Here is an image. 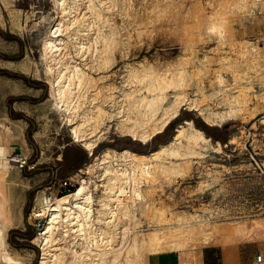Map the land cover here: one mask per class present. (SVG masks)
I'll list each match as a JSON object with an SVG mask.
<instances>
[{"label": "rangeland", "instance_id": "1", "mask_svg": "<svg viewBox=\"0 0 264 264\" xmlns=\"http://www.w3.org/2000/svg\"><path fill=\"white\" fill-rule=\"evenodd\" d=\"M53 2L0 0V72L9 73L0 74V123L4 125L0 128V138L7 146V159L12 165L9 175L1 181L0 200L18 221L7 231V250L21 264H38L41 251L33 239L40 230L38 223L43 224L45 218L33 216L36 198L58 197L88 181L87 167L104 149L128 148L140 153L154 150L170 140L176 126L187 120L184 119L187 115L193 118L196 127L202 129L194 120L223 136L225 144L218 140L220 151H203L202 156L188 162L187 174L182 177L162 176L151 165V176L145 177L144 185L148 203L158 207L168 205L173 216L204 212L212 227L224 228L210 244L225 247L226 251L232 250L238 240L263 237L264 182L257 174L254 160L264 169V0H135L139 22L132 23L125 31L130 46L127 56L116 49L115 38L111 40L114 43H101L106 33L115 28L112 25L109 29L104 20L95 19L90 39L93 42L96 37L100 44L94 45L97 55L90 53L85 59L90 67L87 71L94 78L104 74L105 83L120 85L123 64L144 59L162 76H173L180 57L187 73L184 90L189 99L201 100L203 93H213L211 100H201V104L206 103L214 112L229 110L226 101L229 95H241L243 99L239 111L215 124H207L196 110L182 105L178 116L168 124L174 123L173 126H166L147 143L119 135L112 120L113 126L105 130L91 155L80 143L72 142L70 126L61 121L48 101L40 49L49 26L58 17ZM238 2L242 6L236 7ZM114 14L106 16L118 23L119 18ZM2 34L14 39H5ZM260 51L262 57L257 59ZM77 61L82 64L78 58ZM166 91L171 97L173 89ZM6 128L11 130L8 136L4 132ZM65 149L84 151L80 168L61 164ZM18 158L26 160L23 168L15 162ZM65 180L73 183L68 190L61 186ZM141 206L136 211L141 222L136 227L131 222V233L150 229ZM235 225L238 232L229 234L228 228ZM29 228L34 231L32 239L16 234L10 237V231L27 233ZM9 238L20 247L10 244ZM183 244L177 253L181 263L198 264L203 244ZM140 263L147 264L143 260Z\"/></svg>", "mask_w": 264, "mask_h": 264}, {"label": "bare ground", "instance_id": "2", "mask_svg": "<svg viewBox=\"0 0 264 264\" xmlns=\"http://www.w3.org/2000/svg\"><path fill=\"white\" fill-rule=\"evenodd\" d=\"M53 1L58 17L49 26L40 49L48 101L61 121L70 126L72 142L80 143L89 155L105 130L113 126L112 120L119 135L147 143L178 116L182 105L196 110L207 124L221 122L239 111L241 95L228 96L227 112H214L206 103L201 104V100H211L213 93H203L201 100L189 99L184 90L187 73L180 57L173 76H162L144 59L123 64L120 85L105 83L104 74L94 78L85 62L90 53L98 52L94 45L100 41L96 37L93 42L90 39L94 20H104L109 29L114 25L115 29L108 31L101 43L107 45L115 38L116 49L127 56L130 46L125 31L139 22L135 0ZM239 6L242 5L238 2L236 7ZM113 12L119 18L118 23L106 16ZM261 55L258 52L257 59ZM170 87L173 93L168 97L166 90ZM3 127L0 123V128ZM4 132L8 136L11 130L6 128ZM210 149L220 151V143L213 144L192 120L178 124L170 140L148 153L128 148L104 149L87 167L88 181L58 197L36 198L33 216L45 218L33 239L41 251L38 264H141L140 260L147 263L150 255L179 252L184 242L210 244L224 228L212 227L204 212L173 216L168 205L158 207L152 202L150 205L144 194L145 177L151 176V165L162 176L182 177L187 174L186 164ZM7 153L0 138V184L12 166ZM140 204L151 226L147 232L131 233V222L135 227L141 222L136 218ZM17 223L0 200V264H21L6 247L7 231ZM237 226L227 232L236 231Z\"/></svg>", "mask_w": 264, "mask_h": 264}, {"label": "crops", "instance_id": "3", "mask_svg": "<svg viewBox=\"0 0 264 264\" xmlns=\"http://www.w3.org/2000/svg\"><path fill=\"white\" fill-rule=\"evenodd\" d=\"M260 178L264 182V175ZM204 246L200 250L198 264H264V236L238 240L229 251L215 244ZM177 253L150 255L147 264H182ZM257 256L261 257L260 261H256Z\"/></svg>", "mask_w": 264, "mask_h": 264}, {"label": "trees", "instance_id": "4", "mask_svg": "<svg viewBox=\"0 0 264 264\" xmlns=\"http://www.w3.org/2000/svg\"><path fill=\"white\" fill-rule=\"evenodd\" d=\"M2 36H4V38L8 39V40H13L14 39V37H8V36L3 35V34H2ZM15 40H17V39H15ZM0 74H9V73L0 72ZM11 76H13V75H11ZM31 86L38 87L35 84H31ZM184 119L193 120V118L191 116H189V115H187ZM194 123L197 126L201 127L202 128L201 130L204 133H206L207 136H210L215 141L219 140V142H221L222 144H225V138L223 136H221V135L214 134V132L212 131L211 127H209L208 125H204L202 123H199L196 120H194ZM173 124L174 123H171L170 125H167L166 128L172 127ZM84 159H85V153H84L83 150H81V149H65L63 151V154H62L61 164L62 165H64V164L72 165L74 168H80V166L82 165ZM9 234H10V237H11V235L16 234L20 238L32 239L33 236H34V231L30 230V228H29L27 233H24V232H21V231H10ZM8 241L13 246L20 247V244L17 241H13L11 238H9Z\"/></svg>", "mask_w": 264, "mask_h": 264}, {"label": "built area", "instance_id": "5", "mask_svg": "<svg viewBox=\"0 0 264 264\" xmlns=\"http://www.w3.org/2000/svg\"><path fill=\"white\" fill-rule=\"evenodd\" d=\"M254 160V159H253ZM15 162L17 164H19V167L20 168H23L24 165L26 164V160L25 159H21V158H18L15 160ZM255 164H256V170H257V174L259 177H262L264 175V169L262 168V166H260L255 160H254ZM264 185V184H263ZM64 189L68 190V188H70L71 186H73V183L71 180H65L63 181L62 185ZM41 221V220H40ZM43 224H41L40 222L38 223V227L39 229H41ZM261 260V257L260 256H257L256 257V261H260Z\"/></svg>", "mask_w": 264, "mask_h": 264}]
</instances>
